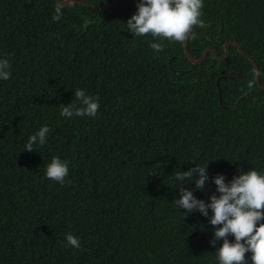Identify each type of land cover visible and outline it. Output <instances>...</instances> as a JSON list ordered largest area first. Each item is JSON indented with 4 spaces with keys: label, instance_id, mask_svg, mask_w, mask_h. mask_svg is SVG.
<instances>
[{
    "label": "trees",
    "instance_id": "trees-1",
    "mask_svg": "<svg viewBox=\"0 0 264 264\" xmlns=\"http://www.w3.org/2000/svg\"><path fill=\"white\" fill-rule=\"evenodd\" d=\"M75 1L85 4L0 0V59L11 64L0 80V264H218L211 209L187 214L173 201L184 187L210 203L218 174H264V91L248 88L251 62L230 46L224 62L208 53L193 64L183 43L132 36L137 0ZM202 13L189 55L222 58L235 41L264 86V0H203ZM77 89L99 98L95 119L60 115L79 104ZM44 125L46 143L25 150ZM53 156L69 164L64 184L45 175ZM206 164L203 190L175 179Z\"/></svg>",
    "mask_w": 264,
    "mask_h": 264
},
{
    "label": "clouds",
    "instance_id": "clouds-1",
    "mask_svg": "<svg viewBox=\"0 0 264 264\" xmlns=\"http://www.w3.org/2000/svg\"><path fill=\"white\" fill-rule=\"evenodd\" d=\"M137 11L126 21L128 32L135 37L150 34L154 41L167 40L168 43H183L194 38L193 26L206 27L201 19L203 0H137ZM53 20H59V9ZM154 51L161 52L163 43H151ZM259 76V74H257ZM11 77V64L8 59H0V80L7 81ZM257 85V78L248 82V88ZM76 101L67 107L61 106L60 115L64 118L90 117L95 119L100 109L99 98L86 94L85 90L75 91ZM52 129L44 125L32 134L25 150L31 152L34 145L43 146ZM205 166H195L186 172L179 171L175 179L179 182H194L197 189L203 190L208 180ZM69 174V164L58 156H53L47 165L46 177L64 184ZM193 176L198 177L194 181ZM216 193L210 195V203L193 196L192 191L180 187L179 199H174L177 208L184 213L198 210L202 216H208L211 209L210 223L215 227L210 243L215 247L217 241L222 245L216 250L218 264H249L246 253L251 252L252 264H264V174L255 170L242 171L225 183L223 175L214 178ZM229 236L234 237L230 241ZM66 246L80 248V241L72 234L66 235Z\"/></svg>",
    "mask_w": 264,
    "mask_h": 264
},
{
    "label": "water",
    "instance_id": "water-1",
    "mask_svg": "<svg viewBox=\"0 0 264 264\" xmlns=\"http://www.w3.org/2000/svg\"><path fill=\"white\" fill-rule=\"evenodd\" d=\"M55 1H56V3H57L58 5H61V6H67V5H69V4H75V3H77V4H81V5H82V4H85V3H83V2H79V1H75V0H55ZM103 1H104V4H103L102 7H98L99 9H103V8L106 9V8L108 7V5H109L108 1H107V0H103ZM187 41H188V39H187L185 42H183V50H184V53H185L186 57L188 58V60H189L191 63H193V64H200V63H202V62L205 60V58H206V56H207L208 53L212 54V55L214 56V58H215L218 62H224V61L228 58V55H229V47H230V46H234V47H236L237 50H238V52H239L242 56H244L245 58H247V59L251 62L252 66H253V70H254L255 78H257V86H258V88H259L260 90H263V91H264V86H262V85L260 84L259 76H257V74H259V69H258V67H257V65H256V63H255V61L252 60L248 55H246V54L243 52V50L241 49L240 45H239L237 42H235V41H230V42H228V43H226V44L224 45V51H225V52H224V56H223L222 58H219V57L217 56V53H216L215 51H213V50H211V49H207V50H205V51L203 52V55L201 56V58L198 59V60H196V59H194L193 57H191V56L189 55L188 51H187ZM218 92L220 93L219 89H218ZM219 103L221 104V96H220V95H219Z\"/></svg>",
    "mask_w": 264,
    "mask_h": 264
}]
</instances>
